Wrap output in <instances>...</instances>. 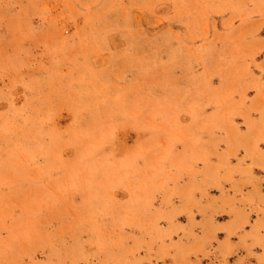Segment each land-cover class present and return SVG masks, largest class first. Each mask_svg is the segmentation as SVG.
<instances>
[{
	"label": "rangeland",
	"instance_id": "1",
	"mask_svg": "<svg viewBox=\"0 0 264 264\" xmlns=\"http://www.w3.org/2000/svg\"><path fill=\"white\" fill-rule=\"evenodd\" d=\"M0 264H264V0H0Z\"/></svg>",
	"mask_w": 264,
	"mask_h": 264
}]
</instances>
